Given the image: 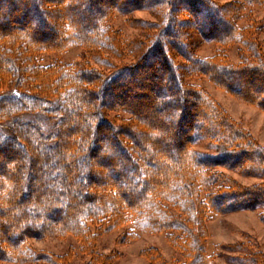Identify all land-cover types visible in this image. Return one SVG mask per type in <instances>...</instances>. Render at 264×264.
<instances>
[{
	"label": "trees",
	"instance_id": "trees-1",
	"mask_svg": "<svg viewBox=\"0 0 264 264\" xmlns=\"http://www.w3.org/2000/svg\"><path fill=\"white\" fill-rule=\"evenodd\" d=\"M156 8L169 11L168 22L138 62L107 74L90 64L108 63L119 51L122 40L106 25L113 12ZM242 9L238 1L215 0H0V122H11L9 133L0 130V162L8 164L0 163V264H70L72 247L53 254L27 243L67 234L88 256L83 264H113L117 252H99L97 238L132 218L137 231L165 232L183 257L169 262L149 246L141 250L148 264H212L206 246L211 213L258 208L264 223V146L189 82L205 76L264 112V51L252 38L264 29V18L256 27H239ZM19 17L26 23L16 24ZM185 27L222 46L237 41L240 60L230 61L223 50L197 57L193 43L182 39ZM46 30H56V37L37 38ZM68 44L81 46L86 57L39 63L40 52L59 55ZM141 68L149 69L146 86L157 94L137 90L144 83L134 80ZM128 95L145 97L160 113L143 120L140 108L114 102ZM109 111L129 117L110 118ZM26 114L44 121H22ZM202 140L207 151L193 147ZM222 169L258 181L243 185ZM134 229L118 241L135 238ZM241 247L246 253L237 264H264L263 251Z\"/></svg>",
	"mask_w": 264,
	"mask_h": 264
},
{
	"label": "rangeland",
	"instance_id": "rangeland-1",
	"mask_svg": "<svg viewBox=\"0 0 264 264\" xmlns=\"http://www.w3.org/2000/svg\"><path fill=\"white\" fill-rule=\"evenodd\" d=\"M219 3H226L229 1H238L243 3V9L240 12L241 17L238 21L239 27H244L254 22L255 27L264 18V3H248L244 0H215ZM90 13H96L97 8H91L88 10ZM168 10L156 8L152 10L136 9L126 14H120L113 12L106 21V25L110 28V32L118 33L117 36L122 40L117 42L116 48L118 52L108 55V63H96L93 60L90 64L103 74L112 72L113 69L120 65H132L136 63L145 53L148 46L152 45V39L159 32V29L165 27L168 21H165L166 13ZM9 23V22H7ZM16 24L26 23V19L19 17L16 19ZM8 26V25H7ZM46 30L42 35H38L39 39H54L57 35L55 30ZM53 32V33H51ZM252 38L255 42L260 44L262 51H264V29L255 31L252 34ZM174 39H177L175 37ZM188 42L193 43L194 54L197 57L204 58L212 56L218 50H223L230 61L238 62L240 60L239 50L241 49L240 43L235 41L229 46H222L214 41L204 40L198 32L191 28L185 27V34L182 38ZM264 53V52H263ZM248 55V53H246ZM38 61L42 65L53 63L57 60L65 64L73 63L75 61H82L86 57L84 49L77 44H68V46L57 55L52 51H42L38 55ZM145 56V54H144ZM140 57V58H139ZM176 61L184 62L179 56H175ZM138 62V61H137ZM148 68L138 69L140 75L134 77V80H142L141 88L137 87V90L147 92L148 94H157L153 90H149L146 86V82L150 80L148 74ZM164 77V76H163ZM166 77V76H165ZM189 82L196 84L200 88L209 93L220 105L227 111V113L235 120L238 121L245 128L249 129L252 135L264 146V112L258 107L242 101L226 90L217 87L213 82L208 80L205 76L192 77ZM136 90V88L134 89ZM132 92V91H129ZM114 102H122L128 105H134L140 108L144 119L148 118L152 114H159L157 105H147V99L145 97H120ZM138 102V103H137ZM174 103V102H173ZM146 107V108H145ZM119 115L122 118L129 117L126 112H114L109 111L108 116L110 118ZM42 116L35 114H26L21 116L22 121L27 120H39L44 121ZM42 120V121H41ZM157 123V121H155ZM49 128V124H44ZM11 128V122H0V130L4 133H9ZM151 134L147 135L150 138ZM147 137L142 136V143H146ZM178 141V137H175L172 141L167 140L168 144H172ZM195 149L201 151L208 150V144L206 140L196 142L193 146ZM3 168L8 166L5 158L1 159ZM0 166V167H1ZM2 169V168H1ZM238 182L243 185H249L258 178L241 175L235 171L222 169ZM106 172L110 175V169H106ZM129 182L133 180L127 176ZM260 210L255 209H237L224 213H211L206 220V226L208 230L207 238V252L212 256V264H237L239 257L246 253L241 248L247 249L252 253L253 251L264 252V223L259 217ZM134 229L133 218L125 225L108 230L97 238V249L102 253H109L110 251H116L118 257L114 260L113 264H148L146 258L141 254V250L153 246L159 250L162 256L169 262H181L183 257L179 250L174 248L166 238L165 232H141L137 231L135 238L127 239L123 242L118 241L119 237L123 235L126 230ZM28 245L33 249L47 251L53 254H64L70 247L74 250V256L71 259L70 264H83L88 259L87 255H83L79 250V244L75 240L72 234H67L65 237L45 236V237H30L27 240ZM2 264H18L4 262Z\"/></svg>",
	"mask_w": 264,
	"mask_h": 264
}]
</instances>
